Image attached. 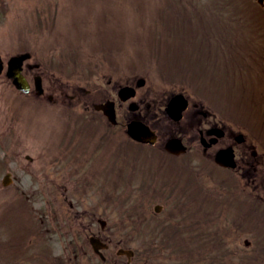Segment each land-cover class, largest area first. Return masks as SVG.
Wrapping results in <instances>:
<instances>
[{
    "label": "rangeland",
    "instance_id": "1",
    "mask_svg": "<svg viewBox=\"0 0 264 264\" xmlns=\"http://www.w3.org/2000/svg\"><path fill=\"white\" fill-rule=\"evenodd\" d=\"M192 1L197 2V4L198 2H205L204 4H206L209 0ZM223 1L224 0H221V3ZM235 1L237 2V15L245 13L247 9L242 4H238V0ZM170 2L177 3V0H32V2L29 0H3L0 1V53L7 54L9 52H14V49H17L19 44L22 43L24 37H27V40L30 39L27 45L32 41V47L40 53L49 49L58 51L62 47L72 50V48H74L73 44L78 45V50L83 52L88 50L87 46H89V42L87 43L88 38L85 37V34L89 31L91 33L89 36L90 41L96 39L95 44L111 46L115 49V53L117 50V54L120 56L126 54L127 50V54L130 56V59L128 58V66L132 70H140L146 73L158 87L161 86L164 90H169L172 86L184 87L187 91L196 89L198 94L201 95L199 92L202 91L201 85L199 84L201 77H199L198 81H196L195 78L198 75H203V77H212V75H215L212 80L216 81L223 78L221 74L222 71H224L223 69L210 70L209 68L208 71L204 72L208 64L202 67L204 62L202 57L193 56L191 58L199 59L196 63L198 68L183 63L180 69L174 67V69L171 68L174 71L169 70L164 74L159 71L158 63L162 61L158 60V53L167 50V42H170L171 39L169 34L165 33V31L163 34L160 32L162 28H159V25L154 26L156 22L161 24L160 20L162 18L161 12H155V9L159 5L163 6ZM163 9L164 8H161V10ZM240 9L241 12H239ZM162 13L164 15V12ZM230 13L234 14V9L230 8L229 12L222 11V15L226 20H229V18L224 15ZM243 26L244 28H252L254 23L250 20V22H247ZM157 30L159 31V36L154 34V31ZM99 32H102L103 36H101ZM76 34L78 37H76ZM102 37L103 39L98 40V38ZM83 45L85 46L82 47ZM117 47L119 49H117ZM180 54L184 55L182 52ZM107 55H109V52H107ZM152 56H154V58ZM224 56L227 57V54ZM136 60L137 62H135ZM224 61L229 62V58H224ZM165 62H171V64H173L174 58ZM210 63L211 61H209V64ZM192 64L194 65V63ZM63 69V73L60 74L59 71L55 69L56 75L73 82L76 81L78 73L81 71L80 68L75 67ZM190 71H193V73H190ZM194 76L196 77L194 78ZM202 83L207 89L209 86L208 81L205 80ZM16 94L13 85H9L3 77H0V178L4 175L6 170L11 169L14 172L15 179H17L12 187L2 189L0 186L1 239H5L6 236L4 235L12 230L10 221L11 212L7 210L9 205L13 204L14 201L19 198V195L16 194H21L24 190L33 191V188L36 187L33 180L28 179V177L32 175L24 174L21 169L25 167L29 168L28 166L31 165V167H33L32 172L34 173L38 165V161H35V157L42 153L41 146L37 141V135L35 134L32 135L29 134V132H23L21 135L18 131L13 134L12 131L9 135L10 137L5 135L6 127L10 126L12 123L18 130H28L26 129L27 125L25 122H16L22 116L21 113H18L19 116L16 118V121H14L15 118L12 114L14 108L18 109ZM231 104L235 105L234 100L231 101ZM26 108L28 109L29 105ZM259 109L262 111L263 115L254 114L253 112L250 113V117L255 123L264 118V105H260ZM6 110L8 115L7 118ZM233 118H236L240 123L244 121L242 118L234 116ZM48 121L51 124L53 123L52 118H49ZM22 125L23 127L21 128ZM245 127L251 129L247 124ZM256 129H254L255 132L258 133L261 138H264V131H262L258 125ZM26 155L32 157L35 162L30 163L26 159ZM7 158H9V160H7ZM28 171L31 172V169ZM220 176L221 175L217 173V177L215 178L217 179ZM33 193L34 194L31 195L33 207L38 209L44 204L49 195L48 193L44 194L42 192ZM51 195L55 196V193ZM91 196L93 203L99 200V196ZM34 217L36 220L41 219V215H34ZM54 223L55 221H48L50 225ZM13 226H16V230L21 229L19 225L12 224V228L14 229ZM211 228L215 230L216 226H212ZM222 230L225 233L226 239L222 238L220 240L217 247L219 248V254L222 252L225 258L230 259L234 264H252L250 259L252 255L251 250L244 249L242 244L239 245V243L233 241L230 235L229 224L224 223ZM49 231H45L42 225H37L36 223L32 224L30 231L32 236L35 233L45 232L43 238H37L34 235L36 238L31 241L33 247H37L34 251L39 252L45 248H48V250L51 249L52 252L49 258L50 264H68L63 258H60V260L54 258V255H60V240L58 235L53 231ZM218 237L210 235L207 244H211V242L215 241ZM132 244L133 248L137 247L138 240H134ZM212 247H215L214 244L209 246L205 245V249L207 250ZM168 253L170 252L167 251L166 255ZM8 258H10V253L9 255L7 254L1 257L0 264L7 261ZM36 260L39 259L35 258L29 260V263L37 264ZM83 261L92 264V260H89L87 257H83ZM165 261L166 259L164 258L162 262H157V264H166ZM261 263L264 264V260ZM6 264L12 263L8 261ZM70 264H78V262L74 261Z\"/></svg>",
    "mask_w": 264,
    "mask_h": 264
},
{
    "label": "flooded vegetation",
    "instance_id": "2",
    "mask_svg": "<svg viewBox=\"0 0 264 264\" xmlns=\"http://www.w3.org/2000/svg\"><path fill=\"white\" fill-rule=\"evenodd\" d=\"M107 78V82L112 81L110 76H107ZM116 85L118 86L117 81L112 85L113 97L108 91H99L96 94H91L89 97H87L83 102V110L89 108L88 104L94 105L98 101L100 103L98 106L99 109H93V112L90 114V118L95 121H99L102 124L106 123L111 125L110 121H106L107 117L104 112L109 109L110 105H113L112 102L114 100L116 103L115 110L117 111L116 119L118 114L121 112L120 115L124 120L143 122L150 129L155 130L159 145L162 146V148L157 150L164 155L162 160L165 162L160 165L152 164L146 167L145 171L147 172V177L144 179V191L140 193L141 196L146 195L148 197V201L158 199L160 193L157 190V182L158 179L161 180L163 178L160 175V172L163 171L166 166H169L167 165V162L174 163V165L181 170L186 169L188 163L183 162L181 159L184 158L187 153L194 151V149L199 145L202 147L201 155L204 157L206 156L209 159H213V157L216 156L219 151H224L226 148H232L235 164L231 170L237 173V175H239L241 178L246 179V184L250 186L251 189L257 190V194L259 196L261 192L264 193V161L259 159L256 160L255 158L251 157L248 150L249 146H245L236 141V137L233 136L232 132L228 129V126H226L225 115L218 116L215 112L205 111L204 109H201V106L198 105L194 100L189 101L187 109L179 115V118H181L179 120L172 118V115L165 110V103L163 100L158 99H151L150 104L144 107L136 106L132 110L122 108L120 109L119 99H116L115 96V90L117 88ZM148 93L150 94L152 91L149 89ZM72 122H76V117L72 118ZM80 122L81 125L75 130L76 134L74 141V144L78 149L76 151L73 149L72 153L75 154L73 158L77 161V165L84 167V169L87 170L84 172L85 179H89V176L92 174V167H87L86 165L90 164L92 156L98 152H96V149H94V147L88 143V140H85V124L81 120ZM176 132L179 133L180 138L187 145L186 149L188 151L184 154L172 155L163 148L165 142H167L169 138H172ZM134 148L135 152L131 153L134 155L133 157L136 161L143 160L146 163H149L150 160H153L155 156L154 150H141L140 152L137 151L136 145H134ZM67 170L69 169H61L59 167V169L55 171L56 174L53 177V182L56 183V187H60L59 181L62 180V176H64L63 179L67 176H71L70 174L72 172H67L66 175L61 173ZM153 171L155 172L154 174ZM156 172H158V174H156ZM63 191L66 192L67 189L64 188ZM176 192L177 195H173V199L177 201V203H173V215H176V211L181 209L180 206H184L185 210L187 209V212L188 210L191 211L192 208L194 211H197L199 208L201 212H204L205 217L208 216L207 211L209 202L206 200V196L208 194L207 192L203 193L202 195L199 193L192 195L188 190H185L184 194H180L181 192L179 189H177ZM213 199L215 203L212 211H217L219 205L221 204L219 193H217ZM160 200L163 203L165 202V199ZM139 201L141 204L147 203V200L142 201L141 198H139ZM180 201H183L184 205L179 204ZM70 204L71 203L69 202V205ZM162 211H164V207L160 212L151 211V215L148 213V216H146L144 213L141 215L146 222L150 219L153 220L154 224H156L160 230L162 226L161 224L166 220L160 217ZM78 215L79 214L77 213L76 216ZM82 217L85 218L86 216L83 215ZM87 217L89 218L87 228L89 230L90 236L94 235L99 239H104L108 242V245L104 248V258L109 260L114 259V264H123V260L118 261L115 256L114 258L112 257V254L110 253V247L113 241H115L116 244L122 243L124 239L129 238L127 237L128 235L116 238L114 233H108L110 231L109 228H105L109 222L108 218L100 217L95 212H91V214H88ZM101 219H104L103 223H100ZM94 224H98V227L97 229L93 230L91 227ZM155 231L156 228L154 227L153 232ZM140 233L145 235V230H140Z\"/></svg>",
    "mask_w": 264,
    "mask_h": 264
}]
</instances>
